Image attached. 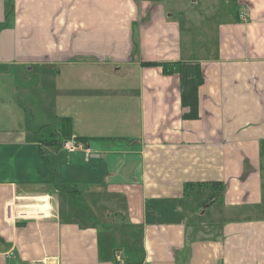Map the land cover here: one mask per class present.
<instances>
[{
    "label": "crops",
    "instance_id": "0c3cea01",
    "mask_svg": "<svg viewBox=\"0 0 264 264\" xmlns=\"http://www.w3.org/2000/svg\"><path fill=\"white\" fill-rule=\"evenodd\" d=\"M0 264H264V0H0Z\"/></svg>",
    "mask_w": 264,
    "mask_h": 264
},
{
    "label": "rangeland",
    "instance_id": "374dc122",
    "mask_svg": "<svg viewBox=\"0 0 264 264\" xmlns=\"http://www.w3.org/2000/svg\"><path fill=\"white\" fill-rule=\"evenodd\" d=\"M155 1V0H154ZM157 1H160V2H163L164 5L166 6H169V3H182L184 2V0H157ZM171 11V10H170ZM35 77V76H34ZM60 78H47L46 80H44L43 82H41L38 86H37V90H36V93H37V96L40 100H37V108L39 109L42 104H45L46 107L48 108V110L46 111V114H39L38 113V117H35V122H37V126L40 127V132H41V135L44 136V141L46 142H57V138H59V140L61 141L62 138H64L65 140H62V143L66 140H73L75 143L77 142L78 143V140L76 138H68L66 139L65 137H61L60 135L59 136H56L55 138L51 137L52 135H50L51 132H53L52 130H54V128L49 125V124H45L46 122L50 123L52 122L54 119L52 117H49L51 112H50V107L53 106V94H54V86L55 84L57 83H60ZM37 79L36 78H33L32 81L28 82L27 86H30V84H34L36 83ZM125 81V78H118V80H116V83L115 84H120L121 82ZM110 84H114L113 82H111ZM118 89V88H117ZM47 92H50L52 93V96H51V100H46L45 99V96L44 94L47 93ZM27 96L30 95V93H27L26 94ZM37 111V109H36ZM40 120H44V125H40L38 122ZM61 143V145H62ZM77 150V149H76Z\"/></svg>",
    "mask_w": 264,
    "mask_h": 264
},
{
    "label": "trees",
    "instance_id": "16d2710c",
    "mask_svg": "<svg viewBox=\"0 0 264 264\" xmlns=\"http://www.w3.org/2000/svg\"><path fill=\"white\" fill-rule=\"evenodd\" d=\"M159 65L162 66L164 72H168L167 69V63H159ZM58 128H59V133L61 134L62 137H65L66 139L70 138V121L69 118H63L60 120L58 123ZM62 140H65L62 138ZM61 140V143H62ZM78 141L83 140V138H77Z\"/></svg>",
    "mask_w": 264,
    "mask_h": 264
},
{
    "label": "built area",
    "instance_id": "2783aa9c",
    "mask_svg": "<svg viewBox=\"0 0 264 264\" xmlns=\"http://www.w3.org/2000/svg\"><path fill=\"white\" fill-rule=\"evenodd\" d=\"M62 147L68 151V152H73L76 149H80L84 147V144L82 142H74L73 140H66L62 143ZM91 153H89L88 149H85V159H88ZM116 258L119 259V254H115Z\"/></svg>",
    "mask_w": 264,
    "mask_h": 264
}]
</instances>
